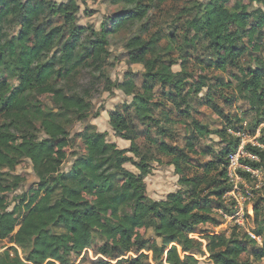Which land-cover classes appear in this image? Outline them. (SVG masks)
<instances>
[{
    "label": "trees",
    "instance_id": "obj_1",
    "mask_svg": "<svg viewBox=\"0 0 264 264\" xmlns=\"http://www.w3.org/2000/svg\"><path fill=\"white\" fill-rule=\"evenodd\" d=\"M111 3L120 5V12L96 31L75 23L76 0L60 5L53 0H0V183L5 192L16 188V184L5 185L6 176L28 160L41 192L31 200L23 195L12 211L0 193V242L13 245L0 252V264H73L71 257L90 250L96 234L105 242L119 239L112 250L100 248L95 254L110 260L150 251L155 264H199L195 256L206 254L212 264H251L240 260L247 248L234 233L230 237L205 235L204 251L197 239L190 238L200 224H219L211 208H222V196L229 189L226 166L232 150L229 143L216 160L184 174L192 168L187 161L194 153V138L215 134L227 140L225 129L210 133L193 122L197 133L193 142L178 148L167 140L174 135L172 114L188 116L181 108H188L191 98L207 87L204 81H187L188 57L199 47L209 54L210 67L221 72L228 68L241 71L236 79L240 92L245 93L242 98L256 114L255 126L264 121V64L254 59V69L239 67L248 46L264 40V0ZM253 6L257 8L253 10ZM162 16L171 19L168 34L164 28L152 31ZM55 19L61 23L53 25ZM64 31L70 33L65 37ZM124 31L128 37L122 48L127 62L143 69L140 88L131 73L120 84L103 74L112 41ZM175 66L180 71L175 72ZM219 86L229 88L222 80ZM113 88L131 98L109 115L110 128L129 141L130 147L119 149L107 141L105 133L87 125L76 135L84 152L77 153L70 169L62 172L55 153L60 141L76 122L89 117L93 100L112 93ZM157 89L161 99L154 98ZM43 97L52 107L42 103ZM166 105H172L171 110H164ZM227 123L231 125V121ZM139 126L146 134L143 149L134 142ZM152 131L158 136L151 138ZM260 143L264 145V135ZM249 150L264 161L260 149ZM154 152L168 158L167 165L177 175L183 174L179 189L163 201L146 196L144 180L151 174V164L157 162ZM127 164L137 173L125 169ZM92 194L100 198L83 200V195ZM254 211L256 214L257 207ZM136 230H152L160 245L151 249L148 241H133ZM255 234L260 236L261 231ZM243 238L247 245L256 243L246 233ZM142 259L147 257L140 253L129 264H148ZM255 260L264 261V249ZM94 264L110 263L98 258Z\"/></svg>",
    "mask_w": 264,
    "mask_h": 264
},
{
    "label": "rangeland",
    "instance_id": "obj_2",
    "mask_svg": "<svg viewBox=\"0 0 264 264\" xmlns=\"http://www.w3.org/2000/svg\"><path fill=\"white\" fill-rule=\"evenodd\" d=\"M57 5L65 4L68 0H53ZM206 2L208 0H189ZM112 0H76L79 11L75 17V23L82 27H89L96 31H99L102 23L108 22L110 18L120 12V5H114ZM234 2L232 1L228 6L232 7ZM257 6H253V10ZM158 16V15H157ZM171 21L168 17H161L156 28H153V32L157 28H164L165 33H170L172 30H168V23ZM61 23L60 19H55L53 25ZM68 30V28H67ZM65 37L69 34V31H64ZM127 33L120 32L110 46V57L107 61V65L104 68V75L114 84H120L124 81L125 75L131 73V79L134 81L137 88H140L143 82L142 72L143 69L140 65H130L127 62L126 55L122 48V42L127 38ZM211 59L209 54L205 53V48L199 47L194 50L188 57V63L186 69L190 72V77L187 80L188 83L197 84L200 81L206 83V88L202 89L198 94V97L191 98L190 106L188 108L182 107V110L186 111L188 116L183 117L180 114H172V133L173 137L167 142L172 145H176L178 148H183L186 141L193 142V137H196L197 133L193 129V122H197L204 129L211 131H221L225 129L227 134L226 139L219 135L209 134L206 137L194 138L196 139L194 146V153L189 154L187 163L190 165L188 170L184 171V174H192L201 165H205L211 160H216L218 155L224 150L229 143H232V150L230 153L235 152L240 146V141L243 138L253 141L254 146L248 144L247 149L256 148L260 149L264 153V145L260 143L261 136L264 135V121L259 125H256V114L251 110L247 101L242 97L245 93L240 92L238 86V80L236 76L241 77V71L239 69L228 68L226 71L221 72L214 67L208 65V61ZM254 59H259L264 64V40L261 43H255L254 46L249 45L245 58L240 60V69L246 70L248 68H255L256 63ZM179 65V64H178ZM175 72L180 71L179 66L173 68ZM222 80L225 84L229 85V88L220 87L219 81ZM13 86L16 83H11ZM207 96L210 97L208 102ZM155 99H161V92L159 89L154 92ZM42 103L46 107H52L48 98L43 97ZM131 98L124 96V94L117 90L112 89V93H104L99 98L93 100V109L89 117L83 122H76L60 141V146L55 150L56 155L61 160V171L66 172L70 169L77 153H83L84 149L76 135L83 131L87 125H93L97 132L105 133L107 141L114 143L119 149H128L130 142L122 140L116 136L109 126V115L117 109H121L124 104L130 103ZM172 105H166L163 108L166 111L171 110ZM97 113V114H96ZM159 115V112H157ZM96 114V115H95ZM184 118V119H183ZM227 120L231 121V125H227ZM144 128L139 126L135 135V144L139 148L146 147V134H142ZM185 130H188L186 134ZM155 131L150 133L151 138L157 137ZM42 136V134H41ZM232 138V140L230 138ZM157 139V138H156ZM230 140V141H229ZM250 151V150H249ZM229 153V154H230ZM250 153L255 157L254 161H249L254 169L259 171L257 184L255 178H251L248 175H242L244 179V185H241L240 192L248 197L247 212L248 215L251 212V216H247L245 227L233 226V222L227 223L224 216L229 215L230 210L234 206L232 197L227 196L230 188L222 196V208L212 206V217H214L219 224H200L197 227V232L194 235H190V238L197 239L202 244V250H205L206 242L202 239L207 234H222L226 237H230L232 233L235 234L238 240L242 241V244L247 248V252L241 257V261H248L251 264H264V261H256L255 255L264 249V161L261 160L255 153ZM228 154V155H229ZM157 162L151 164V174L144 180L146 186V196L153 201H163L170 193L176 192L179 189L178 182L183 175H177L172 166H168V158L156 155ZM131 156V155H130ZM228 157V156H227ZM255 166V167H254ZM130 172L137 173L136 169L130 164L124 166ZM3 173L8 172L3 170ZM17 177L18 181L14 178ZM227 181V179H226ZM16 184V188H11L10 191H2V184L0 183V193L5 195L9 204L8 211H12L15 206L20 204V199L23 195H28V199L32 197H38L41 192L38 191V180L32 170V165L28 160H22L14 169L13 172H9V176H6L5 185L12 187ZM228 184V182H227ZM256 184L260 188L256 187ZM229 186V185H228ZM8 190V189H6ZM248 194V195H246ZM99 195H83V200L92 202L99 199ZM28 201L24 206H27ZM254 207H257V213L255 214ZM254 212V213H253ZM21 216V215H20ZM18 219H21L20 217ZM101 223V222H100ZM236 229V230H234ZM239 230V231H237ZM261 231L260 236H256L255 232ZM244 233L253 239L251 235L255 236V245H247V240L243 238ZM145 240L148 241V246L153 247L160 245V240L157 239L152 230H136L133 241ZM119 239L115 241L105 242L104 239L96 234L92 247L90 250L83 252L80 256H72L71 261L73 264H94L98 258L103 261L107 260L117 264V261L123 259L120 264H129L130 260L136 258L140 253L146 255L147 259H142L143 263L155 264L151 258L150 251H142L138 254L128 253L124 257H120L116 260H110L101 254L95 255L97 250L105 248L106 250H112ZM13 247L8 244L7 241L0 242V252ZM20 258H23L21 251L18 250ZM134 256V257H133ZM199 264H212L208 255L195 256ZM105 259V260H104ZM109 263V262H108ZM112 264V263H110Z\"/></svg>",
    "mask_w": 264,
    "mask_h": 264
},
{
    "label": "built area",
    "instance_id": "obj_3",
    "mask_svg": "<svg viewBox=\"0 0 264 264\" xmlns=\"http://www.w3.org/2000/svg\"><path fill=\"white\" fill-rule=\"evenodd\" d=\"M248 144L254 146L253 141L247 140L242 137L238 149L228 155L226 166V179L230 188L227 196L232 197L234 206L232 208V211L230 210L229 215L224 216V219L227 223L233 222V226L242 228L245 227L247 216H251V212L249 213V215L247 212L248 197L240 192L241 185H244V179L242 175L244 174L250 176L251 178H255L257 180V184L261 183L258 181L260 176L259 171L254 169L248 163L249 161L255 160V157L247 149ZM257 184L256 187L260 188V186H258ZM251 236L253 239H256L255 236ZM108 262L114 264V262Z\"/></svg>",
    "mask_w": 264,
    "mask_h": 264
}]
</instances>
